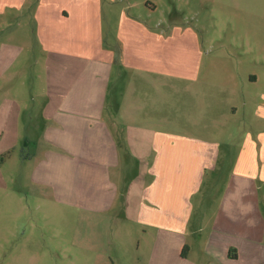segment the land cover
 Instances as JSON below:
<instances>
[{"label":"crops","instance_id":"crops-1","mask_svg":"<svg viewBox=\"0 0 264 264\" xmlns=\"http://www.w3.org/2000/svg\"><path fill=\"white\" fill-rule=\"evenodd\" d=\"M105 1L122 0H0V32L12 29L0 40V78L27 71L26 62L18 61L23 18L50 61L44 62L46 95L33 128L37 158H24L30 182L83 212L119 208L125 220L138 222L152 238L146 264H264V104L257 103L236 134L226 127L222 141L142 126L150 121L141 93L147 95L150 86L142 76L198 81L203 53L192 29L180 27L182 20L144 17L164 0H141L137 14L127 10L137 1L127 0L113 27L104 15ZM183 35H190L189 43ZM182 43L190 52H182ZM114 76L118 84L112 94ZM0 90L3 134L18 94L10 86ZM54 93L59 98L47 113ZM250 104L229 102V118L247 113ZM30 130L25 126V138ZM233 138L240 141L234 150ZM133 169L141 173L130 177ZM211 173L214 186L219 176L225 186L213 197L208 218L212 199L199 191Z\"/></svg>","mask_w":264,"mask_h":264},{"label":"rangeland","instance_id":"rangeland-1","mask_svg":"<svg viewBox=\"0 0 264 264\" xmlns=\"http://www.w3.org/2000/svg\"><path fill=\"white\" fill-rule=\"evenodd\" d=\"M136 1L137 7L127 9L129 13H140L138 2L141 0ZM123 7H127V0L115 5L104 2V15L110 18L111 27ZM144 17L174 18L182 20L181 28H191L203 53V75L191 83L170 76L143 75L150 86L147 95L141 91L150 121L141 125L163 132L206 134L218 141L224 139L226 127H234L236 134L237 125L255 113L257 103L264 104V0H164L158 10ZM27 20L23 18L21 22L22 54L18 60L22 66L26 62L27 71L22 69L18 75L9 72L6 79L0 78V89L10 86L18 94L15 104L9 107L7 131L0 132V264H146L151 255L152 238L144 233L141 224L125 220L119 208L105 214L83 212L56 202L29 180L24 158H37L39 144L33 128L39 119L42 97L46 95L44 62L50 65V61L44 58L30 34L31 25H26ZM5 23L10 24L11 20ZM3 30L0 40L12 33L11 27ZM181 37L187 43L192 39L190 35ZM183 45L182 52H190ZM51 66L58 67L55 62ZM113 81L112 94L118 84L115 76ZM122 81L125 84L127 79ZM3 91L0 90V95ZM58 98L55 93L51 96L47 113L54 110ZM237 100L251 102L249 110L229 118L228 104ZM206 101H209L208 107ZM157 115L158 119L152 121ZM25 126L31 129L28 138L23 136ZM239 142L231 139V149ZM139 172L133 169L127 174L132 177ZM212 178L211 173L199 191L212 199L205 211L208 218L216 202L213 197L225 186L220 176L216 186ZM193 237L198 238L197 235L189 238Z\"/></svg>","mask_w":264,"mask_h":264},{"label":"trees","instance_id":"trees-1","mask_svg":"<svg viewBox=\"0 0 264 264\" xmlns=\"http://www.w3.org/2000/svg\"><path fill=\"white\" fill-rule=\"evenodd\" d=\"M183 255H185V253L182 252Z\"/></svg>","mask_w":264,"mask_h":264}]
</instances>
